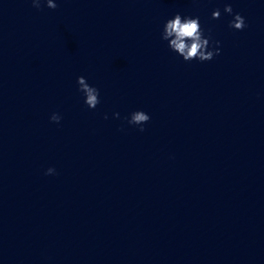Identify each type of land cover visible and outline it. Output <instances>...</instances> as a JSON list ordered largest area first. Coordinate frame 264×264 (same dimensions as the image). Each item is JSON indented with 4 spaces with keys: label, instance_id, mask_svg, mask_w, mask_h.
<instances>
[{
    "label": "clouds",
    "instance_id": "1",
    "mask_svg": "<svg viewBox=\"0 0 264 264\" xmlns=\"http://www.w3.org/2000/svg\"><path fill=\"white\" fill-rule=\"evenodd\" d=\"M33 7L39 9L41 3L45 2L49 9H55L57 4L54 0H31ZM224 12L232 15L233 19L229 21V27L237 31H242L247 27L245 19L239 13H233L232 6L226 4ZM221 12L216 9L212 12V19H219ZM161 39L167 41L168 48L182 57L185 62L197 60L199 62L211 61L215 56L220 55V41H213L211 35H205L201 27L199 17L182 16L179 12L172 18L165 21ZM78 91L84 96V103L89 109H95L100 103V92L95 86L90 85L84 76L77 77ZM119 118V113H114ZM62 117L58 113L50 116V121L59 124ZM107 119V116H105ZM129 125L138 126L140 132H144V125L150 120V116L137 110L125 118ZM56 170L52 167L45 171V175H55Z\"/></svg>",
    "mask_w": 264,
    "mask_h": 264
}]
</instances>
